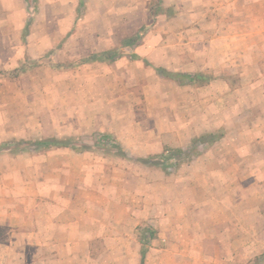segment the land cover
<instances>
[{"label": "crops", "instance_id": "0c3cea01", "mask_svg": "<svg viewBox=\"0 0 264 264\" xmlns=\"http://www.w3.org/2000/svg\"><path fill=\"white\" fill-rule=\"evenodd\" d=\"M12 1L0 0V11H6L0 23V72L7 74L0 80V264H141V231L146 230L141 227L147 224L159 232L150 240L143 264H182L185 259L189 264H229L235 260L236 245L245 254L250 252L253 215L260 201L253 200L257 195L248 189L242 194L236 188L241 182H236L251 177L244 174L251 172L252 146L264 145V0H162L147 43L135 48L133 55L141 58L147 53L145 59L158 69L188 73L211 69L213 80L206 86L182 87L186 92L205 91L209 98L204 102L209 103L203 107L200 95L188 94L192 108L183 113L203 122L200 137L222 136L201 143V149L196 145L199 153L188 163L161 170L142 164L124 169L122 159L94 157L73 148L40 152L20 146L19 152L11 153L10 145L18 142L62 139L59 125L64 115L57 111L64 97L67 105L75 106L70 104L78 92L74 73L83 66L104 72L89 73L80 87L88 92L91 107L83 115L71 107L79 125L73 127L93 135L102 123L108 126V114L97 113V102L103 98L102 87L113 88L117 78L108 77L105 69L118 68L127 58L121 54L110 63L73 62L67 67L43 64L40 59L51 50L34 45L33 18L24 24L27 45L2 40L10 30L12 5L18 3ZM153 3L146 9L148 19ZM158 54L161 61L155 59ZM15 69L18 74L12 77ZM64 73L72 74L62 82L72 92L61 97L56 87ZM148 95L164 96L153 88ZM233 115L247 116L249 123L245 120L225 130ZM121 130L125 132L114 131L115 136L120 134L119 139L138 154L134 132ZM155 132H145L149 138L145 158L160 156L166 145L171 147L173 136Z\"/></svg>", "mask_w": 264, "mask_h": 264}, {"label": "rangeland", "instance_id": "374dc122", "mask_svg": "<svg viewBox=\"0 0 264 264\" xmlns=\"http://www.w3.org/2000/svg\"><path fill=\"white\" fill-rule=\"evenodd\" d=\"M14 1L15 0H13L12 3ZM17 1V5L15 7L12 5V10L10 12L12 16L11 24H9L10 30L5 33V37L2 38V40L11 43L16 42L21 46L27 45V40L26 37H24L25 33L23 31L24 24L29 18H33V27L31 31L32 34L35 33L33 38H35L36 42L34 45L40 46V44H43L48 51L51 50L40 59L43 64H48L49 62L54 65L62 63L63 65L61 67H67L69 65L71 66L73 62L77 64L82 63L92 54L118 49L123 39L131 37V35L133 36L137 34V32L139 33L143 30L142 40L135 48L140 47L147 43L146 41L144 42V40H147L146 35L154 24V22L151 23V21H149L146 11L151 0H80V3L79 0H39L38 3L37 0ZM155 1L156 0H154V2ZM27 4L29 7H27ZM3 12L5 13L6 11H3V9L0 11V23L4 22V17L2 16ZM46 28L48 30L47 35H45ZM14 32L15 34H20V36H15ZM58 32L61 33V36H57ZM49 33L52 34V37H50ZM135 48H121V54L127 58H123L120 67L113 69V67L106 66L109 67L105 69V72L109 71L108 77L117 78V82L113 87L114 89L109 85L102 87L101 94L103 98L101 101L97 102V105L100 106L97 108V113L100 116L108 114L106 116L108 119V126L102 123V127L98 126L99 128L95 129V131L97 130V134H101L100 131L108 132L116 139H119L120 134L119 136H115L114 131H118V133L119 131L125 132L121 129L127 128L129 132H134L136 136L135 140L138 142L137 144L140 148L138 152L136 151L138 154L128 149L124 138L119 139V142L127 154L126 158L108 148L97 146L96 143L99 136H95L94 134L91 135L93 131H87L83 127V129L77 128L79 126L77 123V116L76 119L73 118L72 108H77L76 111L82 115L89 112L91 104L87 99L88 92L79 89L81 86H84L89 73L93 71L96 73H98L97 71L100 73L104 72L98 69L99 67H95V69L97 68L96 70L91 67L84 68V66L80 69L77 68L74 73V77L78 80L77 97L74 102L70 101V104L73 105L74 103L75 106L67 105V98L64 97L62 104L60 103V109L57 111L64 115L60 117V138H74L76 140L75 144H88L90 146L88 151L83 152L91 153L94 157L108 158L114 161H116V159H122L121 166L124 169H134L136 166L135 164L141 165L137 162V159L145 158L146 149L144 148H147L149 140L145 132L149 129L155 130L156 132L159 131L160 133H157V136L163 134H166L169 138L173 136L170 143L171 147H169L170 149L181 150V148H184V150H186L187 146L185 145L193 139L198 140V137L202 136L201 131H204L202 128L203 122H199L198 118L194 115L187 116L183 113L185 108H192V104L187 100L189 97L188 94H191L192 98L195 93L200 95L199 97H202V102L200 104L203 107L209 103L204 102V100L209 98L204 97L206 94L205 91L203 93L196 92L195 88H193V91L186 92L184 88H178L173 82L163 79L156 71L158 68L152 63L149 64L146 60L148 58L147 53H145V57L147 56L146 59L145 57H138V63H133L131 59ZM155 59L161 61V54L155 56ZM165 70L169 72H180L169 69ZM57 71L61 73L63 70ZM206 71V73L214 75L211 69ZM17 74V69H15L12 70L10 75L13 77V75L17 76ZM64 74L60 75L62 78L57 79L61 82V84L56 87L57 90L59 88L57 92L61 93V97L67 93L71 94L72 92L71 88L68 89L69 86L67 82L62 84L63 80L69 79V77L71 78L72 74ZM0 75V80L6 79V71L0 72ZM47 87L49 88L51 86ZM149 88L158 90V92L163 93L164 96L162 98L158 97V95L157 98L149 97ZM223 103L227 104L228 102L224 101ZM220 107H223V105L220 104ZM62 110H64V112H62ZM112 118L114 122H112ZM207 119L209 121L216 118L208 117ZM230 120L231 122L229 121V123L224 126L225 130L228 129V126H233L234 124H245V120L249 123L250 118L247 116L233 115ZM73 124H76L75 126L77 127H73ZM128 135V132L124 134V136ZM132 136L131 133V137ZM115 138L114 140H116ZM118 139L116 141H118ZM198 145L199 149H201L204 144L198 143L197 146ZM164 148L169 149L167 145ZM199 149L196 148V152L199 153ZM249 150L247 153L251 152V158H253V161L250 159L252 164L249 161L251 164V172L250 174L248 172L244 175H250L251 177L249 179L242 178L243 181H237L236 183L241 182V185L236 186V188H239L242 194H247L248 189L253 196L257 195L258 199L254 197L253 200H259L260 202L256 208V214L253 215V221L256 219V224H254L252 230V238L249 246L250 252L246 251L245 254L242 246L236 245L235 260L230 261L229 264H264V164L261 163V161L264 160V145L262 147L261 145H253L250 152ZM190 156L191 159L195 157L194 155ZM156 160L161 161V159ZM189 161L190 159L187 160L182 155H179V157H176L174 163L176 164V162H178V165H181V163H188ZM250 164L247 166L248 170L250 169ZM161 167L162 166L150 168L160 169ZM169 169L171 168L169 167ZM243 187L246 189L245 192L243 191ZM142 228L146 230L150 229V233L153 237H157L158 229H156V231L153 227H150L149 224L141 227V230ZM142 233L141 231V234ZM184 258L186 257L184 256ZM189 263L190 262L186 259L182 262V264Z\"/></svg>", "mask_w": 264, "mask_h": 264}, {"label": "trees", "instance_id": "16d2710c", "mask_svg": "<svg viewBox=\"0 0 264 264\" xmlns=\"http://www.w3.org/2000/svg\"><path fill=\"white\" fill-rule=\"evenodd\" d=\"M162 7V0H156L148 9L149 12V21L153 23L152 17L156 15V13L161 12ZM151 18V19H150ZM141 30L139 33L125 38L122 40L120 44V48L128 47V48H135L142 40V32ZM120 48L116 50H108L104 51L98 54H92L90 55L84 62L82 63H89V62H114L118 58L121 57ZM133 59H138L137 56L133 55ZM163 79L168 80L170 82L175 83L178 86H197L202 87L206 86L213 80V75L209 73H188V72H169L165 69L159 68L156 70ZM95 136H99L96 145L108 148L109 150L114 151L118 155L126 158L127 154L123 150V147L121 144H119L116 140H114L113 137L110 135H104V134H94ZM222 134H207L203 137H200L198 140L193 141V146L191 149L185 150H173V149H165L163 154L160 156H149L147 158H139L137 159V162H139L142 165L145 166H151V167H167V168H174L178 165V162L176 164L174 161L176 160V157H179V155L185 157V159L189 160L191 159L190 155H197L196 152V145L198 143H213L220 139ZM74 138H62V139H55V138H47L37 141H26V142H18L16 144L10 145L11 153L16 154L19 152V147L23 146L25 148L24 150L29 151L30 148H32L34 151H40L45 152L53 148H73L77 151L83 152L88 151L89 145L85 143L75 144ZM9 148V145L6 146ZM22 148V149H23ZM161 159V161L156 160ZM153 238V235L150 233V230H145L141 234V264H143L144 256L146 254L148 245L150 243V240ZM264 256V254H263Z\"/></svg>", "mask_w": 264, "mask_h": 264}]
</instances>
